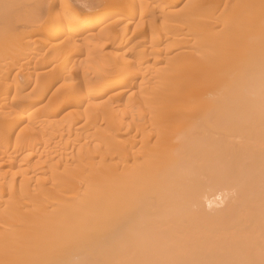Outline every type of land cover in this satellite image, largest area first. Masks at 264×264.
Returning a JSON list of instances; mask_svg holds the SVG:
<instances>
[{"label": "bare ground", "instance_id": "6f19581e", "mask_svg": "<svg viewBox=\"0 0 264 264\" xmlns=\"http://www.w3.org/2000/svg\"><path fill=\"white\" fill-rule=\"evenodd\" d=\"M0 0V264H264V0Z\"/></svg>", "mask_w": 264, "mask_h": 264}, {"label": "rangeland", "instance_id": "374dc122", "mask_svg": "<svg viewBox=\"0 0 264 264\" xmlns=\"http://www.w3.org/2000/svg\"><path fill=\"white\" fill-rule=\"evenodd\" d=\"M71 3H73L75 6H77L78 4L79 5H81L78 1H76V0H69ZM23 2H24V0H19L18 1V3H17V5L14 7V9H15V11L14 12H16L18 9H19V7L23 4ZM78 5V6H79ZM80 7V6H79ZM81 7H82V5H81ZM17 9V10H16Z\"/></svg>", "mask_w": 264, "mask_h": 264}]
</instances>
